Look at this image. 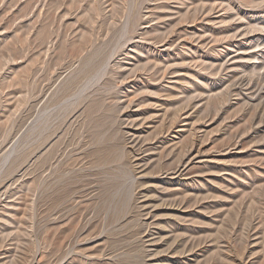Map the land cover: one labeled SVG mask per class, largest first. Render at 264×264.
Returning a JSON list of instances; mask_svg holds the SVG:
<instances>
[{
	"label": "rangeland",
	"instance_id": "rangeland-1",
	"mask_svg": "<svg viewBox=\"0 0 264 264\" xmlns=\"http://www.w3.org/2000/svg\"><path fill=\"white\" fill-rule=\"evenodd\" d=\"M262 2L0 0V264H264Z\"/></svg>",
	"mask_w": 264,
	"mask_h": 264
},
{
	"label": "bare ground",
	"instance_id": "bare-ground-1",
	"mask_svg": "<svg viewBox=\"0 0 264 264\" xmlns=\"http://www.w3.org/2000/svg\"><path fill=\"white\" fill-rule=\"evenodd\" d=\"M229 1H230V0H229ZM255 1H256V0H255ZM262 1L264 2V0H262ZM259 2H260V1H259ZM263 2H262V3H263ZM228 3H229V2H228ZM259 4H261V3H259ZM259 4H258V6H259ZM228 5H229V4H228ZM259 7H260V6H259ZM258 28H259V27H258ZM255 29H256V27H255ZM255 29H253V30H255ZM259 29H260V30H259ZM259 29H256V30H257V31H258V30L261 31V28H259ZM253 30H252V31H253ZM256 30H255V31H256ZM260 45H263V44H259V46H260ZM131 139H132V138H131ZM129 142H130V141H129ZM132 146H133V144H132ZM133 148H134V147H133ZM186 152H187V151H186ZM188 160H189V159H188ZM179 161H180V160H179ZM180 163H181V162H180ZM184 164H185V163H184ZM186 164H187V162H186ZM179 165H180V164H179ZM175 172H176V171H175ZM177 173H178V172H177ZM181 175H182V174H181ZM187 183H188V182H187ZM185 197H186V196H185ZM183 199H185V198L183 197ZM178 201H179V200H178ZM177 203H178V202H177ZM177 205H178V204H177Z\"/></svg>",
	"mask_w": 264,
	"mask_h": 264
}]
</instances>
